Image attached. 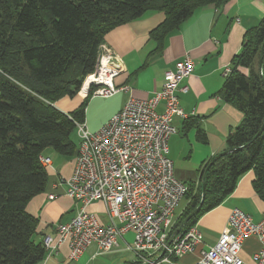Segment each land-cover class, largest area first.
<instances>
[{
    "label": "trees",
    "instance_id": "16d2710c",
    "mask_svg": "<svg viewBox=\"0 0 264 264\" xmlns=\"http://www.w3.org/2000/svg\"><path fill=\"white\" fill-rule=\"evenodd\" d=\"M228 1L0 0V264H38L45 258L42 242L36 241L39 221L27 206L47 189L49 169L41 163L47 151L74 160L78 156L80 141L76 144L72 136L76 123L86 120L92 92L69 114L54 105L80 94L96 70L105 37L149 13H163L164 22L150 33L154 52L162 53L166 39L198 10ZM263 44L264 19L244 35L219 92L243 114L226 139L225 151L232 152L201 167L198 187L188 186L187 205L170 237L199 207L204 176L202 208L183 233L223 205L249 172L264 202V131L259 135L264 128ZM185 124L195 126L196 121Z\"/></svg>",
    "mask_w": 264,
    "mask_h": 264
},
{
    "label": "crops",
    "instance_id": "0c3cea01",
    "mask_svg": "<svg viewBox=\"0 0 264 264\" xmlns=\"http://www.w3.org/2000/svg\"><path fill=\"white\" fill-rule=\"evenodd\" d=\"M262 19L264 0H230L219 8L204 7L166 39L162 53L154 52L156 44L151 41L150 33L164 22L163 13H149L142 19L114 29L105 37V45L121 60L122 73L115 85L127 86L129 90L109 99L91 98L86 110L87 127L92 132L99 130L131 98H152L162 90L166 72L174 71L188 54L194 62V70L182 83L188 87V91L178 93L187 117L174 118L176 131L169 139V158L173 162L175 178L187 186L193 185L196 190L201 167L225 151L230 131L243 120V114L227 104L219 92L225 82V68L231 67L233 58L240 53L244 35L258 27ZM85 99L82 96L73 101L64 98L54 106L62 113L69 114ZM164 107V103H161L158 111L163 112ZM189 121H196V125L188 127L185 123ZM55 154L47 151L45 156L52 164L46 191L34 197L27 206V212L39 221L36 236L39 243L45 236H53L58 224L70 222L78 213V204L66 197L65 187L55 189L60 180L72 175L75 160H65ZM254 179L253 172L247 173L223 205L199 220L196 227L202 236V244L195 253L181 258L178 264H198L201 251L215 246L220 236L230 231L228 218L232 210H242L255 222L264 220V202L253 189ZM51 195L56 198L50 200ZM90 209L99 215L102 222L108 223L101 204H94ZM177 219L175 216V222ZM133 240L132 233L126 234L119 240L118 249L106 255H99L98 248L93 245L76 261L70 260L69 248L64 247L59 255L45 256L38 264L135 263L138 257L126 250ZM259 250V240L249 238L243 244L241 258L246 264H253L254 255Z\"/></svg>",
    "mask_w": 264,
    "mask_h": 264
},
{
    "label": "built area",
    "instance_id": "2783aa9c",
    "mask_svg": "<svg viewBox=\"0 0 264 264\" xmlns=\"http://www.w3.org/2000/svg\"><path fill=\"white\" fill-rule=\"evenodd\" d=\"M194 62L187 54L174 71L165 74L162 90L146 100L131 98L98 131L87 124L76 123L79 154L72 175L55 185L65 187V195L78 204V213L68 223L58 224L53 236H45L42 244L50 258L69 248V258L79 260L93 245L99 255L114 253L119 240L132 233L133 243L126 250L134 253L142 264H178L184 256L195 253L202 244V236L193 227L180 234L167 248L175 226L177 208L189 188L174 175L169 158V139L175 133V117L186 118L178 93H186L182 83L191 76ZM122 73L119 56L102 44L95 72L88 76L80 94L87 97L112 98L127 92V86L117 87ZM230 67L224 71L225 77ZM164 103V111L158 108ZM42 165L51 169L50 159L41 158ZM56 196H49L54 200ZM101 204L108 217L102 222L91 211ZM230 231L223 233L217 244L201 251L198 264H246L241 258L244 242L257 238L260 250L253 264H264V220L253 218L236 208L228 218Z\"/></svg>",
    "mask_w": 264,
    "mask_h": 264
},
{
    "label": "water",
    "instance_id": "95a60500",
    "mask_svg": "<svg viewBox=\"0 0 264 264\" xmlns=\"http://www.w3.org/2000/svg\"><path fill=\"white\" fill-rule=\"evenodd\" d=\"M263 49H264V44H263ZM263 49H262V54H263ZM260 67H261V63H260ZM264 131V128H262L261 132L259 133V135ZM240 150V149H239ZM234 151V150H233ZM238 151V150H235ZM232 151H224L223 153L219 154L218 156H216L213 160L212 163H214L217 159L223 157L224 155L229 154ZM203 189H202V201L199 205V207L183 222V224H181L176 230L175 232L172 234V236L170 237L166 248L164 249L162 256L165 254L167 248H169L171 246V244L173 243L174 239L180 234V232L183 230V228L185 227V225L193 218L195 217L201 210L203 202H204V197H205V176L203 177Z\"/></svg>",
    "mask_w": 264,
    "mask_h": 264
},
{
    "label": "rangeland",
    "instance_id": "374dc122",
    "mask_svg": "<svg viewBox=\"0 0 264 264\" xmlns=\"http://www.w3.org/2000/svg\"><path fill=\"white\" fill-rule=\"evenodd\" d=\"M81 97L82 95H77V96H75L74 98H68L67 97V100H75V98H77V97ZM82 97H84V96H82ZM98 131V130H97ZM96 132V131H95ZM72 138H73V141L76 143V144H79V138H78V132L76 131L74 134H73V136H72ZM55 156H58V157H60V158H62V159H65V160H68L67 158H65V157H63V156H61V155H59V154H55ZM186 200L184 199L181 203H180V205H179V207L177 208V211H176V218H178L181 214H182V212H183V210L185 209V207H186Z\"/></svg>",
    "mask_w": 264,
    "mask_h": 264
}]
</instances>
